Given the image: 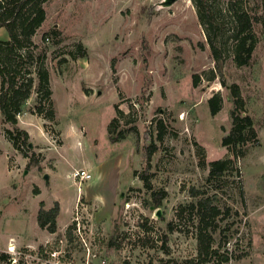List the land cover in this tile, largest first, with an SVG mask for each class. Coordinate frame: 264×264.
I'll return each mask as SVG.
<instances>
[{"label": "rangeland", "instance_id": "1", "mask_svg": "<svg viewBox=\"0 0 264 264\" xmlns=\"http://www.w3.org/2000/svg\"><path fill=\"white\" fill-rule=\"evenodd\" d=\"M209 2L216 8L222 75L214 73L192 0L43 3L46 20L32 38L33 56L43 57L49 73L55 119L34 112L36 65H25L34 82L18 127L29 133V155L38 162L30 165L12 147L4 130L13 126L0 110V252L9 257H0V264H192L198 239L190 206L199 198L219 209L212 245L229 256L223 264H264V0ZM229 2L252 17L256 46L249 66L234 60ZM80 44L87 56L74 59ZM233 84L260 139L238 159L222 146L232 125ZM217 92L223 107L212 115L208 99ZM117 108L120 129L135 127L137 140L131 133L110 141L107 128ZM151 145L152 190L167 192L160 208L138 177ZM226 158L234 160L231 168L208 181L210 163ZM76 170L91 179L81 182ZM193 191L201 195L193 197ZM56 203L62 211L52 234L40 228L38 213Z\"/></svg>", "mask_w": 264, "mask_h": 264}, {"label": "trees", "instance_id": "2", "mask_svg": "<svg viewBox=\"0 0 264 264\" xmlns=\"http://www.w3.org/2000/svg\"><path fill=\"white\" fill-rule=\"evenodd\" d=\"M46 0H0V28L7 32L8 39H0V110L5 123L13 126V129H5L4 134L12 147L22 153L24 158L29 159V164H37L35 154L29 155L31 145L29 143V133L18 127V116L22 113L24 102L30 98L33 89V78L31 71L26 70L25 65H36L38 76V85L36 88L38 106L35 113L44 119L54 121L55 112L52 100V90L50 87V76L43 65V57L34 60L32 38L37 30L46 20V11L43 3ZM200 23L205 27L211 53L215 63L214 73L222 75V66L224 64L223 50L217 41L216 31V8L209 0H192ZM225 11L231 16L234 24L232 29V38L234 39V60L240 67L251 64L252 55L256 46V41L252 35L253 21L251 15L244 9H238L233 2H229ZM46 38V37H45ZM78 53H71L75 59L77 57H86L87 51L80 44L77 46ZM216 76L209 77V81ZM200 80L199 75L193 77V84L197 86ZM231 98L234 108L231 112L232 125L226 136L222 139V146L232 154L234 159L244 158L248 153L250 146L260 144L259 133L256 128L253 117L247 113L246 102L241 97L240 87L233 84L230 87ZM46 103L48 111H44L43 104ZM210 113L218 114L223 107V98L220 93H215L208 99ZM117 110V116L114 117L108 125V135L112 143L124 140L131 133L138 134L135 127H129L121 130L122 111ZM130 123V122H129ZM46 127V126H44ZM163 124H158V140L164 136ZM154 145L146 150V170L139 174L144 187L151 191V201L157 207L162 206V201L166 198L167 192L164 190H152L150 183L151 174L149 173V163L154 152ZM204 164V163H202ZM234 164L230 158L219 159L210 163L208 181L220 180L226 171ZM137 171L134 172L136 176ZM36 189V188H35ZM34 189V190H35ZM38 194L37 189L34 191ZM203 194V193H202ZM193 197L201 195L198 191L192 192ZM191 208L196 210V229L198 239V257L189 263L205 264L213 259L217 264H223L229 261L227 254L220 253L213 247V233L217 231V225L213 219L219 213L217 206H213L211 199L199 198ZM58 203L49 210L41 208L38 213V224L41 229L49 233L57 231V216L59 214ZM182 217L183 213H177ZM169 230H174L172 224L168 225ZM166 240V239H165ZM1 259L7 260L9 257L0 252Z\"/></svg>", "mask_w": 264, "mask_h": 264}, {"label": "built area", "instance_id": "3", "mask_svg": "<svg viewBox=\"0 0 264 264\" xmlns=\"http://www.w3.org/2000/svg\"><path fill=\"white\" fill-rule=\"evenodd\" d=\"M74 176L77 177V178H80L81 182L89 181L91 179V174L88 173L87 171H84V170H76L74 172ZM10 250H11V247H10ZM100 264H108V262L103 260V261H101Z\"/></svg>", "mask_w": 264, "mask_h": 264}, {"label": "crops", "instance_id": "4", "mask_svg": "<svg viewBox=\"0 0 264 264\" xmlns=\"http://www.w3.org/2000/svg\"><path fill=\"white\" fill-rule=\"evenodd\" d=\"M0 39H1V40H6V39H8L7 32H6V30H4L3 28H0ZM84 169H85V168H84ZM61 207H62V205H61ZM60 211H62V210H60Z\"/></svg>", "mask_w": 264, "mask_h": 264}]
</instances>
